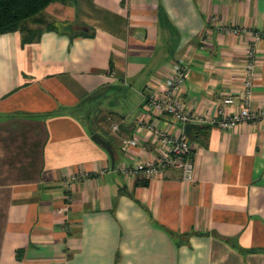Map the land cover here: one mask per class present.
I'll use <instances>...</instances> for the list:
<instances>
[{"label": "crops", "instance_id": "crops-1", "mask_svg": "<svg viewBox=\"0 0 264 264\" xmlns=\"http://www.w3.org/2000/svg\"><path fill=\"white\" fill-rule=\"evenodd\" d=\"M43 14L52 27L31 41L0 33V264H264V119L214 122L241 106L249 50L250 106L264 108V0L54 1ZM178 58L199 115L187 133L143 104ZM155 130L187 137L192 179L121 171L164 152Z\"/></svg>", "mask_w": 264, "mask_h": 264}, {"label": "built area", "instance_id": "built-area-1", "mask_svg": "<svg viewBox=\"0 0 264 264\" xmlns=\"http://www.w3.org/2000/svg\"><path fill=\"white\" fill-rule=\"evenodd\" d=\"M237 31V30H235ZM257 38L259 35L256 36ZM252 51L247 54V77L243 82L241 106L224 114L221 108L217 109L218 116L214 122L222 128L234 127L241 121H258L264 119V108L251 107L252 74L254 73V61L251 60ZM188 73V69L182 58L176 59L171 65V72L165 78L159 91H150L145 95L144 107L154 115L166 114L173 121L186 124L197 121L199 115L192 112L181 97V90ZM223 103L234 104L235 98L228 94L223 98ZM113 130L118 129L117 123H112ZM157 137L164 145V152L159 157L137 161L134 165L123 164L120 169L124 173L141 174L151 177L160 174L168 167H176L181 170L184 179L193 177V159L191 143L185 135H173L165 130H155ZM126 145H137L138 140L131 137L124 140Z\"/></svg>", "mask_w": 264, "mask_h": 264}, {"label": "trees", "instance_id": "trees-1", "mask_svg": "<svg viewBox=\"0 0 264 264\" xmlns=\"http://www.w3.org/2000/svg\"><path fill=\"white\" fill-rule=\"evenodd\" d=\"M54 1L72 0H0V33L17 30L21 33L23 42L35 39L42 28L36 35L26 37L23 26L27 20L42 14L47 5ZM45 27H52V23Z\"/></svg>", "mask_w": 264, "mask_h": 264}, {"label": "rangeland", "instance_id": "rangeland-1", "mask_svg": "<svg viewBox=\"0 0 264 264\" xmlns=\"http://www.w3.org/2000/svg\"><path fill=\"white\" fill-rule=\"evenodd\" d=\"M52 23L46 16L42 13L34 18L27 20L23 26L24 35L26 37H32L37 34V32L45 27V25Z\"/></svg>", "mask_w": 264, "mask_h": 264}, {"label": "water", "instance_id": "water-1", "mask_svg": "<svg viewBox=\"0 0 264 264\" xmlns=\"http://www.w3.org/2000/svg\"><path fill=\"white\" fill-rule=\"evenodd\" d=\"M197 126H198V123H195V122L186 123L185 132L187 133V132H189L190 129L197 127ZM91 138L95 142L99 143L108 152V154L110 155V158H111V163H112V165H114V163H115L114 150L111 146L110 141L107 139H104L98 133H92Z\"/></svg>", "mask_w": 264, "mask_h": 264}]
</instances>
